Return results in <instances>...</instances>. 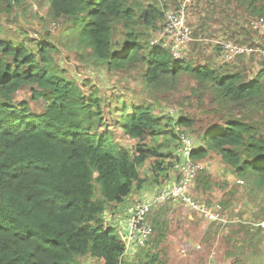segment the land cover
<instances>
[{
    "label": "trees",
    "instance_id": "1",
    "mask_svg": "<svg viewBox=\"0 0 264 264\" xmlns=\"http://www.w3.org/2000/svg\"><path fill=\"white\" fill-rule=\"evenodd\" d=\"M23 1L30 0H0V5L11 13ZM43 1L50 16L63 22L76 58L115 80L107 92L88 78L79 79L57 63L45 35L31 28L22 29L23 36L8 35L0 25V264H87L89 258L103 264H163L168 208L193 209L182 202L151 209L153 232L138 247L142 262L127 257L135 251L127 252L121 226L124 217L129 220L128 203L151 197L154 193L143 194L149 185L162 187L176 176L182 133L190 136L199 128L190 114H182L174 123L180 129H174L175 112L165 113L161 105L179 91L184 75L194 80L179 105L198 95L205 99L203 91L215 105L192 151L195 161L207 165L194 182L196 198L210 207L219 203L223 221L221 204L230 192L218 188L220 167L235 170L264 199V136L257 116L252 121L235 116L264 109V69L246 81L239 73L174 58L151 42L164 11L147 0ZM223 1L228 12L235 4L264 18V0ZM82 48L87 53L78 52ZM127 70L138 74L134 88L123 84L120 73ZM25 89L29 96H19ZM116 132L132 146L116 142ZM163 135L178 140L174 153L157 142ZM208 184L212 190L201 191ZM133 192L140 196L128 199Z\"/></svg>",
    "mask_w": 264,
    "mask_h": 264
},
{
    "label": "rangeland",
    "instance_id": "2",
    "mask_svg": "<svg viewBox=\"0 0 264 264\" xmlns=\"http://www.w3.org/2000/svg\"><path fill=\"white\" fill-rule=\"evenodd\" d=\"M147 1L160 5L164 13L168 10L177 11L186 6V17L191 38L186 45L183 58L191 65L205 64L220 69L224 74L239 73L246 81L254 79L264 69V18L255 17L249 10H237L235 4L231 5L228 12L224 8L225 2L223 0ZM47 5L43 0L23 1L11 13H7L0 5V25L7 28L8 35L18 34L23 36L20 31L25 28H31L35 35H45V40L51 42L56 49L55 58L59 65L69 68L70 72L79 79L88 78L110 92L109 88L112 87L115 79H111L109 73L76 58L75 55L79 54L67 46L69 36L64 32L63 22L56 21L50 16ZM215 5H218L217 7L222 14L216 11ZM161 22L164 24L165 21ZM162 23L151 34V39L159 36L158 43L163 40L160 34V30L163 28ZM72 45L73 43L69 44L73 47ZM78 52L85 54L87 49L82 48ZM120 74L125 78L123 84L127 88H134L133 84L138 76L137 72L127 70ZM193 80L189 75L182 76L177 86L179 91H174V95L170 94L165 104L161 105L164 107L165 113L171 110L175 112L171 121L174 129L179 128L178 125H174L178 120L177 117L182 114H184L183 116L190 114L195 125L199 127L193 132L194 135L192 133L190 135L191 138L193 136L192 140L197 145L199 143L197 140L199 131L211 121V113L214 112L215 105L212 98L204 91L202 95L205 94V99L204 96L198 95L186 105H179L180 99L189 91ZM122 89L124 90L123 87ZM204 90L207 89L204 88ZM19 96L28 97V89L20 92ZM200 101L204 103V106ZM31 104L35 110L41 109L39 104ZM190 104L193 105L191 108L188 107ZM218 111L221 112L222 110L219 109ZM225 111L226 109H224V113ZM242 112L243 114L236 113L235 116L245 119L250 118L248 119L250 121L254 116H257V123L262 136H264V109L259 110V112L245 109ZM231 116L233 115H229V117ZM115 136L116 142L119 144L132 146L133 142L126 140L121 132H116ZM171 139L169 141L168 136L163 135L157 138V142L165 145L164 150H171L174 153L179 142L173 138ZM180 142H184V136H181ZM214 166H217V164ZM217 169L219 171L216 172V175L218 174L220 179L218 180V188L222 187L226 192H230L229 198L226 199L224 204H221L224 210L223 221L211 222L200 216V213H197L200 211L195 212L196 210L192 211L188 208V210H183L182 206L178 205H176V208H168L171 212L165 222L169 227L167 228L169 232L165 242H162V254L160 256L163 264H264L263 193L249 186L245 182L246 179L244 180L241 176L237 177L235 170L230 168L232 173H227L220 167H217ZM158 185V183H154L153 186L151 185L152 187L149 185L148 189L153 191L155 188L160 187ZM211 185H204L201 191H211ZM136 194V192H133L127 198L130 199ZM130 203H128L129 206ZM128 204L122 206L123 216H125ZM216 205H219V203ZM162 206L165 207V205ZM168 206H171V204L169 203ZM153 211L152 215H155L156 210ZM125 219L126 217H124V221L127 222V219ZM112 224L114 223L112 222ZM124 224L125 222L121 226V230L123 228L125 231H130L127 225L124 227ZM133 250L135 252L132 254L127 253V257L136 260L138 257H142L141 249L136 247L127 252ZM86 263L103 264L102 261L93 260L92 258H89Z\"/></svg>",
    "mask_w": 264,
    "mask_h": 264
},
{
    "label": "built area",
    "instance_id": "3",
    "mask_svg": "<svg viewBox=\"0 0 264 264\" xmlns=\"http://www.w3.org/2000/svg\"><path fill=\"white\" fill-rule=\"evenodd\" d=\"M164 21L163 28L160 30L163 40L159 44L168 49L174 58H183L186 45L191 38L186 6L177 11L168 10L165 12ZM158 38L159 36L154 38L152 43H158ZM182 136H184V142L178 148L181 161L177 165L181 172L180 177L156 191L149 198H135L130 206L128 220L130 230L134 236L140 239L141 243H144V240L153 231L152 225L148 221V214L154 206H161L168 202H182L186 207L203 212L211 219L219 218V205L211 208L198 201L190 191L191 183L202 166L191 158V151L194 147L191 138L188 135Z\"/></svg>",
    "mask_w": 264,
    "mask_h": 264
},
{
    "label": "clouds",
    "instance_id": "4",
    "mask_svg": "<svg viewBox=\"0 0 264 264\" xmlns=\"http://www.w3.org/2000/svg\"><path fill=\"white\" fill-rule=\"evenodd\" d=\"M153 39L154 38H152V41H153ZM151 41V42H152ZM152 44H159V43H152ZM161 45V44H160ZM162 46V45H161ZM164 48V47H163ZM166 49V48H165ZM166 50H168V49H166ZM168 52L170 53V51L168 50ZM171 54V53H170ZM172 55V54H171ZM173 56V55H172ZM174 57V56H173ZM181 59H184V58H181ZM182 135H187V134H185V133H183ZM190 138H191V136H189ZM191 140H192V138H191ZM192 142H193V140H192ZM183 143V142H182ZM193 145H194V147H193V150L197 147V145H195L194 144V142H193ZM198 146H199V143H198ZM192 150V151H193ZM192 151H191V158H192ZM192 160L195 162V163H198V164H200L201 166H202V168L198 171V173L196 174V176H195V178H194V180H193V182L191 183V187H190V191H191V193L195 196V198H196V195L194 194V192H193V185H194V182H195V180H196V178H197V176H198V174L201 172V171H203L204 169H205V165L203 164V163H201V162H197V161H195L193 158H192ZM180 161H181V159H180ZM180 161L176 164V167H175V169L178 171L177 173H175L176 174V176L175 177H172L171 178V180L169 181V183L171 182V181H173L174 179H176V178H179L180 177V174H181V172L179 171V169L177 168V165L180 163ZM166 186V185H165ZM162 187H164V186H162ZM162 187H159V188H157V190L156 191H158L159 189H161ZM155 191V192H156ZM154 192V193H155ZM197 199V198H196ZM198 201H200L201 203H203L201 200H199V199H197ZM170 203V202H169ZM204 204V203H203ZM132 205V204H131ZM130 205V206H131ZM208 206H210L209 204H207ZM130 206H129V211H130ZM218 206V205H217ZM211 207H212V205H211ZM150 213V212H149ZM204 214V216L206 217V218H209V217H207L206 215H205V213H203ZM148 216H149V214H148ZM209 219H211V218H209ZM211 220H213V221H217V220H220L219 218L218 219H211ZM123 225V224H122ZM126 225L128 226V228H129V230H130V226H129V223H128V221L126 222ZM124 227H125V225H124ZM153 229V228H152ZM122 230H123V237L125 238V242L127 243V245L129 246V247H131V246H136V248H138V247H141V246H143L144 244H145V242L147 241V239L150 237H148L147 239H145L144 240V243H141V241H140V239H138L136 236H134L133 234H132V232H131V230L130 231H125L123 228H122ZM153 232V231H152ZM152 234V233H151ZM129 247H127V249H129ZM130 250V249H129Z\"/></svg>",
    "mask_w": 264,
    "mask_h": 264
},
{
    "label": "crops",
    "instance_id": "5",
    "mask_svg": "<svg viewBox=\"0 0 264 264\" xmlns=\"http://www.w3.org/2000/svg\"><path fill=\"white\" fill-rule=\"evenodd\" d=\"M157 190V188H155L153 191H150L149 189H147L145 192H144V194L146 193V194H152V193H154L155 191ZM126 223V222H125ZM134 247H136V246H131L130 247V250H132V249H134ZM129 250V251H130Z\"/></svg>",
    "mask_w": 264,
    "mask_h": 264
}]
</instances>
